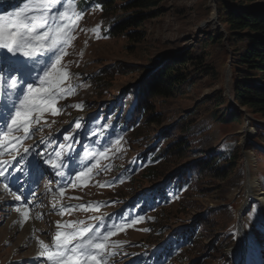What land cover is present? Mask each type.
<instances>
[{
    "label": "rangeland",
    "instance_id": "rangeland-1",
    "mask_svg": "<svg viewBox=\"0 0 264 264\" xmlns=\"http://www.w3.org/2000/svg\"><path fill=\"white\" fill-rule=\"evenodd\" d=\"M87 1L91 4L84 9ZM129 1L116 0V6H112L110 13L104 12L99 4L91 0H59L51 9L52 16L56 17L52 21L53 27L60 24L59 12H66L71 20H75L76 15L82 12L81 18L68 34V42L64 46L66 55L61 58V68L67 73V78L57 89L59 97L54 106L59 112L56 115L51 111L34 112L33 123L29 126L31 135L15 145L16 154H8V149L0 148V161H10L24 149H30L28 156L34 155L42 172L39 176H33L35 186L41 191L34 196V201H45L42 205L47 211L46 221L41 225L36 220L10 217L7 210L1 209L3 206L0 203V264H44L39 258V250H42L39 241L42 240L51 249L55 242L52 233L55 219L72 225L69 230L63 228V233L85 226L91 229L88 235L104 236L114 232L107 241L105 252L109 254L104 256V264H148L149 258L163 240L184 221L189 223L193 217L227 203L235 209L231 223L234 229L237 227V217L241 216L245 234L242 264H248L250 258L253 264H262L260 251L264 250V190L260 179L264 175L261 165L264 157L257 158L254 152L246 148V144L255 135L250 130L252 122L264 123V120L238 107L232 98L231 76L234 65L227 32L219 22L216 0H157L156 5L140 10L149 16L136 29L143 35L139 41L130 40L125 35L115 37L108 32L116 19L135 13L134 10H124L123 7H127L125 4ZM29 2L25 0L8 12H1L0 16L14 13ZM255 4H264V1L257 0ZM151 13H155V16H151ZM96 28L99 30L93 31ZM217 32L222 34L221 41L207 44L208 36ZM180 50H185L195 59H201L203 65L188 71L194 76V82L183 93L155 103L157 113H162L159 116L161 124L151 123L149 127L140 125V135L117 129L116 119L108 112H102V107L120 101L127 115L132 107L124 103L129 99L128 93L133 92L134 87H140L168 53ZM20 59L26 61L31 69L25 79L39 86L44 64L34 63L27 57ZM41 59L47 61V57ZM51 62H55V57ZM118 63L125 69L115 72L113 69ZM107 66L113 72L106 80L107 86L98 89L94 85L96 75L99 69ZM5 88L0 83V117L4 118L0 145L8 143L4 133H9V125L17 110L12 106L13 102L19 106V100L14 95L6 97ZM24 90H27V85H24ZM220 94L226 96L240 111L241 120L222 121L217 118L221 115L220 110L214 112L213 103L207 99ZM77 104L81 105L79 109L75 107ZM196 109L201 113L198 125L204 126L196 149L219 150L227 140L235 139L242 163L238 183L221 180L209 184L201 182L180 200L176 201L172 192L168 200L160 199L159 195L151 199L148 193L164 180L144 177L147 163L135 162V157L148 146V137L179 122ZM23 135L22 130L9 133V137ZM26 157L25 153L21 160L25 170L29 168ZM49 158L62 166L53 169L52 164L47 162ZM190 158L189 155L184 161ZM174 167L169 166L167 170ZM88 169H92L91 173H88ZM57 171L68 174L67 181L62 185L56 184ZM81 172L88 175L78 178ZM248 174L258 184L252 191L254 195L250 197L247 207L240 210L247 198ZM70 177L71 182L68 181ZM5 184L6 181L3 183L0 180V186ZM144 196L147 201L142 205L140 198ZM7 197L0 190V198ZM11 198L14 199L13 195ZM11 206L8 204L5 209L11 211L14 208ZM11 213L17 215V212ZM217 236V233L212 236L205 232L198 244L181 247L176 256L164 258L160 264H189L197 260L199 264H218L216 258L219 253L214 250ZM238 238L236 231V242L226 250L234 253L235 260L240 247ZM242 247L244 249V244Z\"/></svg>",
    "mask_w": 264,
    "mask_h": 264
},
{
    "label": "trees",
    "instance_id": "trees-1",
    "mask_svg": "<svg viewBox=\"0 0 264 264\" xmlns=\"http://www.w3.org/2000/svg\"><path fill=\"white\" fill-rule=\"evenodd\" d=\"M24 1L0 0V13L8 12ZM256 1L216 0V8L219 22L225 27L231 47V61L234 65L231 76L232 98L238 107L264 120V4H255ZM91 2L99 4L106 13H110L113 5L116 6V0H91ZM90 4V1H87L83 8H87ZM156 4L157 0L129 1L125 4L127 7L124 5L123 8L134 10L135 13L122 15L116 19L108 29L109 34L115 37L125 35L130 40L139 41L143 35L136 29L149 16L148 13H142L140 10ZM151 16H155V13H151ZM221 38L222 34L217 32L209 35L206 43L220 42ZM202 65L201 59L191 57L185 50L168 53L142 85L134 87L133 92L128 93L129 99L124 103L132 107L127 115L120 101L105 104L102 112H108L113 119H116L117 129L130 130L140 135V125L149 127L151 123L161 124L162 120L159 116L162 113H157L155 103L183 93L194 82V76L188 71ZM114 68L115 72H120L125 66L118 63ZM110 69V66L99 69L94 81L98 89L107 86L106 80L113 72ZM207 100L213 103L214 112L220 110L221 115L217 116L220 120H241L242 114L226 96L220 94ZM200 116L201 113L196 109L186 114L179 122L160 129L157 134L147 138L150 139L148 146L135 157V162L147 163L148 168L144 177L150 180L165 178L163 183L156 185L148 193L151 199L159 195L160 199L168 200L172 192L174 199L180 200L195 187L197 188L201 182L209 184L221 180L226 183H238L242 163L239 161L241 153L235 139L227 140L219 150L196 149V144L202 135L201 130L204 128L198 125L197 120ZM252 124L255 135L252 140L247 141L246 148L260 159L264 157V123L252 122ZM148 131L151 132L150 129ZM189 155L191 158L184 161ZM172 165H175L174 169L167 170ZM261 165L264 169V163ZM260 182L264 190V175ZM140 200L141 204L145 205L147 197L144 196ZM234 211V206L227 203L193 217L189 223L184 221L183 226L174 229L164 240L149 258L148 264H160L162 259L176 256L181 247L192 243L198 244L205 232L212 236L218 234L214 244V250L219 253L216 258L218 264H235L234 253L226 251L236 242V232L231 224ZM260 254L261 263L264 264V250L261 249ZM197 262L198 260L189 264H199ZM247 262L253 264L251 258Z\"/></svg>",
    "mask_w": 264,
    "mask_h": 264
},
{
    "label": "snow or ice",
    "instance_id": "snow-or-ice-1",
    "mask_svg": "<svg viewBox=\"0 0 264 264\" xmlns=\"http://www.w3.org/2000/svg\"><path fill=\"white\" fill-rule=\"evenodd\" d=\"M57 3L59 0H30L18 11L7 16H0V83L6 86V97L10 98L14 95L16 100H19L18 107L15 102L12 105L17 110L9 125V133L21 130L24 133L23 136L12 137H9V133H4V139L8 143L0 145V148L8 149V154L17 151L15 145L31 135L29 126L33 123L32 114L34 112L51 111L53 115L59 112V109L54 106L59 97L57 89L67 78V73L61 68V58L62 55H66L64 46L68 42V34L81 18L82 12L76 15L75 20L67 17L66 12H59L60 24L53 27L52 21L56 17L52 16L51 9ZM98 30V28L93 29V31ZM20 57H27L34 63L44 64L45 70L43 76L40 77L39 86H34V81L25 79L31 69L27 62L21 60ZM42 57H47V61L42 60ZM53 57H55L54 63L51 62ZM49 63L51 64L50 69L48 68ZM24 85H27L26 91ZM75 107L79 109L81 105L77 104ZM65 139L67 140L68 137ZM29 150L24 149L25 153ZM20 158L23 159L22 156ZM47 162L52 164L53 169L62 166L57 165L50 158ZM16 163H19L18 159H16ZM9 167H15V165L11 161H0V178L7 179ZM28 167L33 175L42 174L36 161H28ZM91 171L92 169H88V173ZM88 173L81 172L78 178L84 177ZM56 175L63 176L64 173L57 171ZM18 180V176H13L9 185ZM9 185H5V187H9ZM16 199L19 200L20 197L17 196ZM15 211L20 213V207H16ZM22 216L26 220L29 212L24 211ZM57 226L58 228H72L71 224L60 225L59 222H57ZM90 231L88 226L74 229L68 233L57 231L54 250L50 251L43 241H39L42 248L40 255L46 256L51 264H104V256L109 254L105 252L107 241L115 233L109 232L104 236L88 235ZM73 241L76 243L73 244Z\"/></svg>",
    "mask_w": 264,
    "mask_h": 264
},
{
    "label": "bare ground",
    "instance_id": "bare-ground-1",
    "mask_svg": "<svg viewBox=\"0 0 264 264\" xmlns=\"http://www.w3.org/2000/svg\"><path fill=\"white\" fill-rule=\"evenodd\" d=\"M250 130H252V129H250ZM248 155V154H247ZM250 158V157H249ZM247 162V161H246ZM249 183V184H248ZM258 183L257 182H255V181H252V178L250 177V175L248 174V178H247V186H246V195H247V198L245 199V201H244V203L245 204H247L248 205V200L250 199V197H253V195H254V188H255V186L257 185ZM253 191V192H252ZM8 200L9 201H11L12 203L14 202V199H12V198H8ZM243 203V204H244ZM11 205V204H10ZM18 207H20V209L22 210V208L23 207H21V206H18ZM11 208H13L12 206H11ZM15 208H16V206L13 208V209H11V212H16L15 211ZM18 214H20V213H17V215ZM35 221V220H34ZM238 230H239V242H238V256H237V259L239 260L240 258H241V256H242V246H243V244L245 245V242H244V238L243 237H245V234H244V232H243V229H242V226L241 225H239L238 224Z\"/></svg>",
    "mask_w": 264,
    "mask_h": 264
},
{
    "label": "water",
    "instance_id": "water-1",
    "mask_svg": "<svg viewBox=\"0 0 264 264\" xmlns=\"http://www.w3.org/2000/svg\"><path fill=\"white\" fill-rule=\"evenodd\" d=\"M243 208H245V203L242 205V207L240 208V210H242ZM237 222H238V224H240V218L239 217L237 219Z\"/></svg>",
    "mask_w": 264,
    "mask_h": 264
}]
</instances>
